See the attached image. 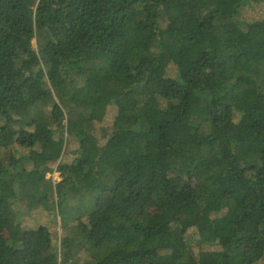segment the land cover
<instances>
[{
  "label": "trees",
  "instance_id": "1",
  "mask_svg": "<svg viewBox=\"0 0 264 264\" xmlns=\"http://www.w3.org/2000/svg\"><path fill=\"white\" fill-rule=\"evenodd\" d=\"M6 230L0 264H264V0H0Z\"/></svg>",
  "mask_w": 264,
  "mask_h": 264
},
{
  "label": "rangeland",
  "instance_id": "2",
  "mask_svg": "<svg viewBox=\"0 0 264 264\" xmlns=\"http://www.w3.org/2000/svg\"><path fill=\"white\" fill-rule=\"evenodd\" d=\"M258 11L256 7H248L244 10L243 15L251 17L253 15H257ZM114 111L113 109H108L105 118L102 122L103 125H108L111 122V119L113 117ZM66 147L67 148H74L75 143L73 139H70L69 137L66 139ZM47 177H51L53 181H56L59 179L57 172L48 173ZM133 195H132V202L134 205V212H133V218L134 219H148L153 212V206L151 203V192L149 187L143 185L141 181H137L134 183L133 186ZM114 200L113 197H110ZM35 218H29L26 216H21L17 219V222L20 223L25 228H30L34 225H36L38 222H44L45 217L43 213H38V215H34ZM51 229L58 232V234L61 232V227L59 226V223L55 227L50 226ZM10 231L6 230L0 235V245L4 246L10 239ZM14 256L18 261L27 260L30 258V254L25 252L24 250H21L19 248H16L14 250Z\"/></svg>",
  "mask_w": 264,
  "mask_h": 264
}]
</instances>
